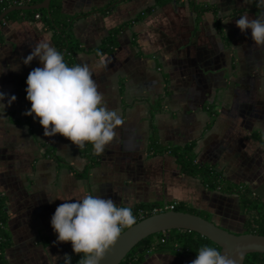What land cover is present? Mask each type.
<instances>
[{"label": "crops", "instance_id": "1", "mask_svg": "<svg viewBox=\"0 0 264 264\" xmlns=\"http://www.w3.org/2000/svg\"><path fill=\"white\" fill-rule=\"evenodd\" d=\"M61 11L78 45L66 53L70 65L84 62L94 70L106 106L122 123L102 154L91 149V160L59 133L44 136L38 118L24 115L31 103L26 76L41 64L34 57L25 65L23 58L41 39L56 48L53 30L35 15L1 23L0 196L9 238L4 264H64L71 243L56 241L50 218L62 199L84 194L111 198L117 206L130 203L134 217L143 204H181L243 233L252 216L237 193L181 173L167 148L192 143L195 163L219 171L231 189L248 188L264 212V46L235 25L241 15H264V5L61 0ZM11 95L15 100L7 104ZM153 141L166 149L151 150ZM193 259L174 243L148 251L138 264Z\"/></svg>", "mask_w": 264, "mask_h": 264}, {"label": "clouds", "instance_id": "2", "mask_svg": "<svg viewBox=\"0 0 264 264\" xmlns=\"http://www.w3.org/2000/svg\"><path fill=\"white\" fill-rule=\"evenodd\" d=\"M257 5H264V0H257ZM235 25L257 46H264V15L252 19L241 15L235 19ZM34 57L41 66L32 68L26 76L25 99L31 103L24 115H32L33 120L38 118L44 136L59 133L79 148L87 142L95 154H102L116 136L115 129L122 120L115 110L106 106L93 79L94 70L84 62L67 66L62 53L46 38L36 42L23 63L28 64ZM4 96L0 92L3 109ZM14 100L15 95H11L6 103ZM62 200L51 215L50 225L56 241L70 242L72 252L82 254L81 264H100L121 230L135 223L130 203L117 206L111 198L92 194ZM196 252L190 264H236L233 257L214 247L204 245ZM63 258L64 264H70L69 255Z\"/></svg>", "mask_w": 264, "mask_h": 264}, {"label": "trees", "instance_id": "3", "mask_svg": "<svg viewBox=\"0 0 264 264\" xmlns=\"http://www.w3.org/2000/svg\"><path fill=\"white\" fill-rule=\"evenodd\" d=\"M42 0H0V12L12 5H18L24 3L25 5L37 4ZM19 14H25L28 17H33L38 14V18L42 21L45 27L53 30V41L59 52L62 53L63 59L67 66L71 67L70 60L67 59L66 53L72 52L78 45L76 40L68 32L70 27V19L65 16L61 11V0H50L49 9H27V10H14L8 13L0 25L4 21L14 20ZM1 40V34H0ZM106 50V49H103ZM91 144L85 143L82 147L83 154L91 160ZM161 145H158L156 141L151 143V150L162 151L165 150ZM168 152L172 154L179 167L181 173L196 176L201 182L209 188H218L224 191H234L239 196V204L242 210L248 215L252 216L247 219V226H245L244 232L259 233L264 235V212L261 203L246 187H238L231 189L228 185H224L221 173L215 170L213 167L205 164L195 163V154L193 151L192 143L183 146L168 147ZM223 187V188H222ZM5 200L0 196V264H4L2 258V250L9 244L8 233L5 228L6 224V209ZM155 204H143L139 206L143 211V217L148 216L151 213V209ZM172 210L190 212L197 214L204 218L205 215L193 210L192 208L185 207L184 205L177 204L172 207ZM207 219V218H206ZM255 224L256 226H249ZM125 229V228H123ZM122 229V230H123ZM121 230V231H122ZM161 239H164L162 242ZM177 244L179 247L192 254L194 257L197 255V250L204 245L214 247L219 250L218 246L209 239L188 230H170L162 233H155L151 236L141 240L136 246H134L126 256L120 261L119 264H138L146 256L148 251L157 249L160 246ZM81 253H71L70 264H81ZM244 264H264V254L252 253L245 256Z\"/></svg>", "mask_w": 264, "mask_h": 264}, {"label": "water", "instance_id": "4", "mask_svg": "<svg viewBox=\"0 0 264 264\" xmlns=\"http://www.w3.org/2000/svg\"><path fill=\"white\" fill-rule=\"evenodd\" d=\"M50 0H42L31 5H12L0 12V20L14 10L49 9ZM170 230L193 231L213 243L222 254L226 253L236 260V264H244L245 256L252 253L264 254V235L259 233H233L217 226L211 220L197 214L176 210H163L152 213L135 221L132 226L123 229L106 252L100 264H119L126 254L141 240L155 233ZM239 253V256H237Z\"/></svg>", "mask_w": 264, "mask_h": 264}, {"label": "built area", "instance_id": "5", "mask_svg": "<svg viewBox=\"0 0 264 264\" xmlns=\"http://www.w3.org/2000/svg\"><path fill=\"white\" fill-rule=\"evenodd\" d=\"M35 17L37 18L38 14H35ZM173 206H174V204H169V205L166 204V205L161 206V207H154L151 209V213H156V212L163 211V210H169V209H172ZM142 217H143V211L139 210L138 213L135 215V221L139 220ZM161 241L163 242L164 239H161Z\"/></svg>", "mask_w": 264, "mask_h": 264}]
</instances>
